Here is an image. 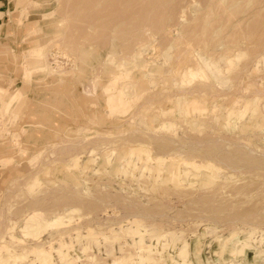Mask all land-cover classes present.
Listing matches in <instances>:
<instances>
[{"label":"rangeland","instance_id":"obj_1","mask_svg":"<svg viewBox=\"0 0 264 264\" xmlns=\"http://www.w3.org/2000/svg\"><path fill=\"white\" fill-rule=\"evenodd\" d=\"M13 11L0 264H264V0Z\"/></svg>","mask_w":264,"mask_h":264},{"label":"crops","instance_id":"obj_2","mask_svg":"<svg viewBox=\"0 0 264 264\" xmlns=\"http://www.w3.org/2000/svg\"><path fill=\"white\" fill-rule=\"evenodd\" d=\"M13 2L14 0H0V38L3 34L5 26L14 22L11 14H13Z\"/></svg>","mask_w":264,"mask_h":264},{"label":"bare ground","instance_id":"obj_3","mask_svg":"<svg viewBox=\"0 0 264 264\" xmlns=\"http://www.w3.org/2000/svg\"><path fill=\"white\" fill-rule=\"evenodd\" d=\"M58 58H59V57H58ZM65 58H66V57H65ZM13 96H14V95H13ZM18 99H19V98H18ZM185 164H186V163H185ZM192 164H193V163H192ZM192 164H191V165H192Z\"/></svg>","mask_w":264,"mask_h":264}]
</instances>
